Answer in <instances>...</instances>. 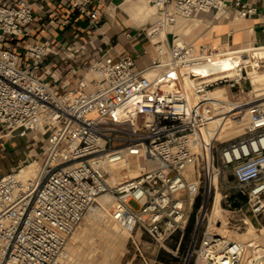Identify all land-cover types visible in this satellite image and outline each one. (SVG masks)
<instances>
[{"label": "built area", "instance_id": "1", "mask_svg": "<svg viewBox=\"0 0 264 264\" xmlns=\"http://www.w3.org/2000/svg\"><path fill=\"white\" fill-rule=\"evenodd\" d=\"M47 1L0 0V140L34 133L45 144L35 177L20 176L32 163L27 159L0 176V264H63L70 237L106 194L111 221L138 226L164 247L178 235L182 240L198 209L184 264H250L247 242L209 229L199 239V228L218 190L226 208L244 201L254 216L264 213V98L252 101L242 86L245 80L253 86L246 62L261 47L198 46L181 39L175 26L198 12L244 19L257 6L151 0L155 19L144 29L154 47L148 65L106 49L90 65L71 69L97 44L75 33L73 41L54 45L51 30L71 25L76 11L100 30L101 12L91 7L94 0ZM225 56L228 69L222 67ZM217 88L225 95L212 96ZM243 116L241 134L216 137L226 121ZM121 165L136 175L117 181Z\"/></svg>", "mask_w": 264, "mask_h": 264}, {"label": "crops", "instance_id": "2", "mask_svg": "<svg viewBox=\"0 0 264 264\" xmlns=\"http://www.w3.org/2000/svg\"><path fill=\"white\" fill-rule=\"evenodd\" d=\"M147 1L152 5L151 0ZM243 1L254 3L258 8L257 13L251 17L240 19L236 18L233 12L220 17H217L214 12H198L194 18L189 19L192 21L189 27L183 22L178 23L175 26L176 32L180 36L190 34L185 36L187 39L185 41L198 46L263 47L264 5L261 0ZM50 2L48 0L47 4ZM140 3L139 0H94L91 7L99 9L101 12L100 30L92 27L88 18L76 11L72 16L71 25L52 29L48 38L54 45H59L67 39L73 41L75 33H80V40L83 42H87L91 38L94 39L98 49L94 50L89 47L83 57L70 63L68 68L71 69H76L83 64L88 66L89 62L92 63L106 49H109V52L114 56L129 54L136 59L139 67H144L150 63L151 57L154 55V47L144 35V29L151 22L149 20H154V14L148 16L143 13L139 9ZM57 8L58 11L65 13L61 5H58ZM37 11L43 14V11L39 9ZM43 24L48 27L47 21ZM60 30L62 31L60 32ZM39 39H45V35L39 33ZM67 77L66 72L61 76L62 80Z\"/></svg>", "mask_w": 264, "mask_h": 264}, {"label": "rangeland", "instance_id": "3", "mask_svg": "<svg viewBox=\"0 0 264 264\" xmlns=\"http://www.w3.org/2000/svg\"><path fill=\"white\" fill-rule=\"evenodd\" d=\"M154 19H155V15H154ZM180 22L187 24L188 27L192 23L191 20L189 21L180 20ZM61 31L62 30H60V32ZM188 35L190 34L181 35V36L184 40H187L185 36ZM220 49L223 50L231 49V47H224V48L220 47ZM90 64L91 63L89 62V65ZM252 69H253L252 67L248 68V75H249V70L251 71ZM242 86L245 89H250V90L254 89L253 88L254 83L253 86H251L250 80L243 81ZM262 97L263 95L259 96L257 95V93L252 91L248 92L247 95V98L249 99L250 98L260 99ZM32 135H34V133H31V135L25 139L18 138L17 136H9L0 140V175L1 176L7 173L14 172L19 168H22V162L25 159L28 160V163L29 162L33 163L36 162L38 158L42 157L43 147L45 144L40 139H33ZM131 164L132 166H135L136 161L134 158L131 159ZM29 166L30 164L24 167L23 169L27 170ZM243 202L244 201H242L241 203L242 205L238 206L236 209L235 208L228 209L224 206V201L222 202L221 206L224 210L223 215L225 216V219L227 221L225 227L229 234H234L236 232H237L236 234H242L248 230L250 224L247 223L246 220H249L251 224L254 225L257 229L256 232L258 238V239L256 238L257 242L259 244H262L260 245V249L262 250L258 248L259 246L258 247L255 246V248L253 247V251L251 253L253 256L251 258H253L254 264H264V251H263L264 234H261L259 231L260 228L264 227V213L258 216H254L252 212L249 210L248 206L245 205V203ZM132 206L137 208L138 204L133 201ZM240 207L242 208V210H240ZM211 208L212 206L210 207L209 212L211 211ZM109 212H110V207H109ZM198 212H199L198 209L195 208L194 212L192 213L191 216L192 224L189 233L185 231L182 240L180 235L176 236L174 239L169 240L166 243V247L162 246L160 243L152 239L146 231L139 228L138 226L134 227L133 229L130 228L131 236L127 239L124 246L121 247L123 248L122 251L123 253L122 252L119 253V258H117L116 264H184V262L188 258L187 255L188 250L196 231ZM109 219H110V215H109ZM83 221L80 224L81 227L79 226L75 231L77 232V230H79L78 233L77 234L75 233V235L73 233V236L70 237L71 241L69 240V246H70L69 249L73 247V250H75L76 248L77 253H81L85 256L83 260L74 259L76 262L75 264H82L85 261L86 264H108L109 262L113 261L114 257L113 254H111L112 253L111 251L113 250L112 248L115 245L108 240L107 236H104L105 234L104 231L102 230L100 231L99 229L95 228L96 225H93L94 223L92 222L90 223V221L87 222V220L85 219ZM219 221L220 222H217L216 224L221 226L223 224V220L220 219ZM209 224H210L209 215H207L206 219L203 221L202 226L199 228V239L202 238L205 231H207L208 229L210 231L212 230ZM81 232H83L84 234L82 233L81 235ZM93 232L94 234H92ZM90 237L93 238V240H95V244L91 247H89V244L91 243H89L88 245L86 244V241ZM259 238H261V240ZM227 239H230V237L228 236ZM179 242H180V248L177 251L176 247L179 244ZM257 242L255 245H259Z\"/></svg>", "mask_w": 264, "mask_h": 264}, {"label": "bare ground", "instance_id": "4", "mask_svg": "<svg viewBox=\"0 0 264 264\" xmlns=\"http://www.w3.org/2000/svg\"><path fill=\"white\" fill-rule=\"evenodd\" d=\"M139 1H141L139 9L141 11H143V13H145L148 16H151L153 14L155 15V8L153 7V5H150L147 0L146 1L139 0ZM181 39H183V38L181 37ZM250 52H251L250 53L251 56H250V58H248L246 63H250V65L253 68L251 71L249 70V77L252 79V81L254 83V86H253L254 89L251 91L257 93V95H259V96L263 95L262 98H264V47L252 49ZM230 65H231V61L229 60V58H227V56H225V58L222 60V67H224L225 69H228L230 67ZM200 72L204 73L205 70L201 69ZM186 83L188 86L191 87L192 82L190 80L186 79ZM224 93H225V91L223 88H217L211 92V95L216 96V97H222L225 95ZM258 99L259 98H252V101L258 100ZM246 125H247V116L240 117L239 119L228 120L217 131L216 137L218 139L226 140L228 138L237 136L244 131ZM119 167L120 168L117 169V171H116V180L117 181H120V180L124 179L125 177H134L136 175L135 170H129L128 172H124L123 165H121ZM38 168H39L38 163L33 162L30 164V166L28 167L27 170L26 169L21 170L20 176L23 178L35 177L38 173ZM221 197H222V193L218 190L216 195H215L214 205L211 208V211L208 212L209 221H210L209 225H210V228H212L211 231L215 232L219 235H223L224 237H227V238L229 236L230 240L247 242L248 243L247 258H248V261L250 264H254V262H253L254 260H253V258H251L253 256L251 254L253 251V247L255 248V246L256 247L259 246L258 248L260 249V245H262V244H259L256 240L257 229L254 225L251 224V222L249 220H246L247 223L250 224V226L248 227V230L246 232H244L242 234H236L237 232L234 234H229L227 232L226 227H225V224L227 223V221L225 219V216L223 215L224 210L220 204ZM110 201H111V198L107 194L98 197L96 202L93 204L89 213L85 216L84 219L87 220V222L90 221V223L91 222L94 223L93 225H96L95 228L99 229L100 231L101 230L104 231V233L106 234L105 235L103 233L104 236H107L108 240L111 241V243L115 245V246H113V248H112L113 250L111 251L112 252L111 254H113L114 260L113 261L110 260L111 262H109L108 264H116L117 258H119V253H121L123 251V248H121V247L124 246L127 239L131 236V230L129 227H125V226H123L119 223L113 222L109 219L108 214H109V207L111 205ZM205 212H206V209H203V214ZM220 219L223 220V224L221 226L216 224L217 221H219ZM84 225H85V223H84ZM78 231L79 230H77V232H74V235H75V233L77 234ZM259 231L261 234H264V227L260 228ZM82 233L83 232H81V235H82ZM92 234H94V232ZM97 234H99V233H97ZM97 234H96V236H97ZM72 236H73V234H72ZM91 236H93V235H91ZM86 238H87V236H86ZM259 239L261 240V238H259ZM260 240H258V241H260ZM256 242L259 245H255ZM89 243H91V244H89ZM74 244H75V242H74ZM86 244L87 245L89 244V247H91L95 244V240H93V238L90 237L86 241ZM82 245H84V244H82ZM263 246H264V243H263ZM69 247L70 246H69V242H68V245L65 249V252L62 255V263L63 264H75L76 262L74 259L83 260L85 258V256L83 254L77 253L76 248H75V250H76L75 251V250H73V247L71 249H69ZM256 250H257V248H256ZM260 250H262V249H260ZM68 251H70V252H68ZM263 251H264V249H263ZM82 264H86V261L83 262Z\"/></svg>", "mask_w": 264, "mask_h": 264}, {"label": "trees", "instance_id": "5", "mask_svg": "<svg viewBox=\"0 0 264 264\" xmlns=\"http://www.w3.org/2000/svg\"><path fill=\"white\" fill-rule=\"evenodd\" d=\"M191 224H192V219L190 220L187 228H186V232L189 233L190 229H191Z\"/></svg>", "mask_w": 264, "mask_h": 264}]
</instances>
